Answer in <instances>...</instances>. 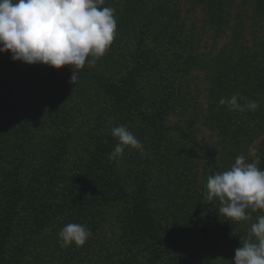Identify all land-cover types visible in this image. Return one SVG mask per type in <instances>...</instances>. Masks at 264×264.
<instances>
[{
    "label": "trees",
    "instance_id": "16d2710c",
    "mask_svg": "<svg viewBox=\"0 0 264 264\" xmlns=\"http://www.w3.org/2000/svg\"><path fill=\"white\" fill-rule=\"evenodd\" d=\"M158 1L160 4L161 1ZM158 3L155 5L158 10L145 12L146 0L138 1L136 6L134 0H104L99 7L115 10V39L103 57L93 65L86 63L79 70L75 84L70 82L73 74L70 66L60 69L52 67L55 72L48 73L50 82L46 84L47 81L38 76L36 80H30L27 74L25 77L19 76L21 62L13 61L10 53H0V169L8 163L0 180L3 198L0 209V264L28 261L26 258L32 252L31 243L27 244L26 238H23L28 231L21 225L24 220L35 223V228L30 230L36 232L38 237L45 238L46 242L52 236H57L68 223L87 226L92 236L86 243L80 247L75 244L69 246V249L76 251L72 255L79 264L86 260L98 264H126L136 247L148 250L152 263L161 259L165 244L154 195L161 190L159 187L164 179L169 178L166 174L168 165L178 158L168 146L161 151L162 139L163 134L171 129L165 124L166 118L178 107H183L184 100L179 95L181 85H174V81L163 76V70L157 63L165 54L166 48L163 46L167 50L177 45L182 48V42L174 43L173 38H170L172 42L167 38L161 42L164 37L162 29L171 25V18L167 8L159 9ZM194 3L202 6L204 23L217 35L224 31L223 26L230 20L234 21L235 30H238L231 41V48L216 56L209 66L212 103L208 124L214 128L216 126L220 135L230 134L247 141L260 128L264 129V124H259L256 119L261 106L254 112H238L230 111L226 105L221 106L219 101L239 94L260 103L259 91L264 83V42L259 41V54L249 49L241 36L242 13L248 3L246 0H194ZM256 3L252 12L264 19V0H257ZM164 17L167 20H163ZM133 26L135 47L125 62L126 57L121 59L116 53L120 43L119 30L123 29L126 35ZM149 38L153 46L146 45ZM179 51H175L176 57L173 55L174 58L169 59L171 65L168 71H174L173 66L181 64ZM45 68L47 66L36 68L27 65L25 71L32 73L44 71ZM61 79L69 80L67 95L72 92L70 106L60 100L59 104L56 102ZM91 87L94 89L91 90ZM24 89L39 90L42 96L47 92L52 95L48 106L53 109L48 111L47 116L44 115L47 112L45 109L41 123L31 117H27V121L21 119L18 102L22 103ZM43 103L46 104L47 99ZM43 103L39 105L40 109ZM238 103L243 104L245 100L240 99ZM84 113L91 118L84 128H80L77 122ZM120 125L126 126L143 143V153L124 146L122 157L116 160L109 158L119 143L112 136L111 129ZM51 129L53 134L50 135L48 132ZM56 133L58 138L54 137ZM186 133L180 131V137H186ZM43 134L47 142L37 153L33 151L34 139ZM11 141H14V149L12 147L10 159L7 160L5 149ZM205 151L210 173L215 158L212 150L206 148ZM260 151L264 153V144ZM260 165L264 167V156ZM167 182L170 181L167 179ZM28 202H31L27 206L31 217L25 219L21 212ZM107 224H118L120 245H125L123 255L113 248V244L110 246V243L97 239ZM19 236L22 243L17 240ZM205 237L209 250L202 263L210 264L216 245L215 235L206 231ZM40 242L36 241L33 247ZM40 250L37 264H45V258L60 252V247L43 246Z\"/></svg>",
    "mask_w": 264,
    "mask_h": 264
},
{
    "label": "rangeland",
    "instance_id": "374dc122",
    "mask_svg": "<svg viewBox=\"0 0 264 264\" xmlns=\"http://www.w3.org/2000/svg\"><path fill=\"white\" fill-rule=\"evenodd\" d=\"M138 1L134 0L135 6ZM157 1L146 0L148 4L145 12L151 9L158 10L155 8V5L159 2ZM160 1V4L158 3L159 9L167 8L171 18V25L162 29L164 37L161 42L163 43L166 38L168 41L170 38H173L175 41L171 40L174 43L182 42V48L177 45V48L173 47L171 50H167V47L163 46L166 48L165 54L161 57L162 60L157 61L158 66L163 70L161 74L166 78L169 77L168 80L174 81V85H181L179 95H181L182 101L184 100L183 107H178L166 118L165 124L171 129L163 134L161 147L162 151L163 147L168 146L170 152L178 158L176 162L175 160L173 161L172 165H168L166 174L169 175V178L164 179L165 183L163 182L161 187H159L161 190H158L154 195V204L158 207L160 213V231L165 244V252L161 259L157 260L156 263H152L149 251L143 249V247H136L127 259L128 261L126 260L127 262H125L126 264H203L202 261L209 250V242L205 237V232L210 231L215 235L216 244L213 247L214 252L211 255L210 264H233L235 250L241 247L244 241L250 240L256 242L255 236L251 233V225L258 222L257 218L259 216L264 215V210L252 212L251 209H248L246 210L249 215L248 220L239 222L227 220L218 211L220 207L219 202H210L205 195L208 177L217 172L229 170L238 155L244 154L248 157L249 162H251L255 157L250 154V150L255 149L257 150V155L260 157V162L264 156V153L260 151L264 144V129L260 128L255 136L246 141L244 138L238 139L236 136H231L230 134L228 136L220 135L216 126L214 128L208 124V113L212 103L211 82L208 79L211 72L209 66L216 59V56L231 48V41L238 30H235L234 21L230 20L229 23L223 26L224 31L217 35L213 29H209L204 23L205 17L202 6L195 4L194 0ZM246 1L248 3L244 6V12L242 13L244 20L242 21L243 28H240L241 36L246 41V46L249 49L259 53L261 52L259 41L261 43L264 42V19L259 18L254 11L252 12V9L257 5V0ZM163 20L167 19L164 17ZM122 31L123 29L119 30L120 35L118 37L120 38V43L116 53H118L117 55L121 59L125 56L126 62L129 53L135 47L136 41L132 38L134 26L131 28L129 34L124 35ZM118 37L117 39H119ZM171 40L169 42H172ZM146 45L153 46L154 44L149 38ZM177 50H180L181 64H178L176 67L173 66L172 70L174 71H168L167 68L171 65L169 59L174 58L173 55H175V51ZM164 58H166V61L163 60ZM27 65L29 66V64L20 63L18 75L25 77L27 74L30 80L31 78L36 80L38 76L44 82L47 81L46 84L50 82L48 73L55 72L52 67L49 68L47 65L42 64H34L32 66H36V68L41 65L47 66L44 71L27 72L25 71ZM163 81L166 80L163 79ZM60 82L61 87L62 85L64 87H60L61 90L57 94L56 102L58 103V100H60V102L70 106L72 104V92L70 93L71 96L67 95L69 93V91L67 92L69 80L63 81L61 79ZM49 89L54 91L51 87ZM93 89L94 87H91V90ZM24 93L22 95V103L18 102L21 119L24 118L27 121V117H31L35 121L39 120L41 123L45 109H47V112L44 114L45 116H47L50 109H53V107L48 106L52 95L47 92L45 95L48 96L45 97V95L42 96V92L39 90L30 89L28 91L24 89ZM259 94L260 100L258 102H260L261 108L256 119L259 120V124L263 125L264 83L260 87ZM44 99H47L46 104L43 103ZM28 102L29 104L27 105ZM42 103L44 105L40 109L39 105ZM36 115L39 118H34ZM90 118L85 113L83 116H80L77 122L79 127L84 128L85 123H89L88 120ZM180 131H186V137L181 138ZM48 134H53V130L51 129ZM43 136L44 134L34 139L36 142L33 143V151L38 153V150H42V146L47 142V139L44 140ZM54 137L58 138L59 135L56 133ZM11 142L5 149V158L7 160L10 159L12 147L14 149V141ZM151 148L153 149V147ZM206 148L213 151L215 158L214 167L210 173V168L206 165ZM153 151L155 150L153 149ZM140 159H143V157H140ZM7 165L8 163L6 162L3 168L0 169V180L3 178ZM258 167L261 170L264 168L260 163ZM154 178L156 179L157 176L155 175ZM167 179L170 182H167ZM129 184L131 188V181H129ZM46 191L44 190L43 192ZM1 196L0 194V209H2L3 199ZM30 203L28 202L25 205L26 208L21 212V215L25 216V219H30L31 217L29 215L30 210L27 208ZM21 225L25 226V229L28 230L23 238H26L27 244L31 243L30 249L32 252L26 258L28 261L22 264H37V254L38 251H41V247L47 248L48 246L54 247L57 245L60 247V252L51 254L50 258L46 257L45 264H79L78 260L72 255L76 252L73 248L61 247L58 244V235L52 236L46 242L45 238L43 239L42 236H39L42 238L40 239L36 232L30 230V228H35V223L33 224L30 220H27V222L24 220ZM120 235L121 231L118 228V224H113L112 226L107 224L99 233L97 239L110 243V246L113 244L115 246L113 248L123 255L125 253V245H120ZM17 240L22 243L21 236L17 237ZM40 240L39 245L33 247L34 243ZM112 252L117 253L113 250ZM112 256L114 258L112 259L116 260L115 255ZM83 264H98V262L86 260Z\"/></svg>",
    "mask_w": 264,
    "mask_h": 264
},
{
    "label": "clouds",
    "instance_id": "9594fccd",
    "mask_svg": "<svg viewBox=\"0 0 264 264\" xmlns=\"http://www.w3.org/2000/svg\"><path fill=\"white\" fill-rule=\"evenodd\" d=\"M104 0H0V53H10L13 61L29 65L42 64L60 69L70 66V82L75 84L77 73L86 65L105 55L115 39L117 22L115 10L99 7ZM244 99L245 103H238ZM221 106L230 111H256L259 104L234 94L222 98ZM119 143L109 158L122 157L124 146L144 152L143 143L124 125L111 129ZM249 162L238 155L231 168L217 172L207 179L208 201H218L219 213L227 220H248L246 210H264V170L258 165L257 150ZM251 225L256 242L246 240L235 250L233 264H264V215ZM92 236L87 226L66 224L58 233V244L80 247Z\"/></svg>",
    "mask_w": 264,
    "mask_h": 264
}]
</instances>
